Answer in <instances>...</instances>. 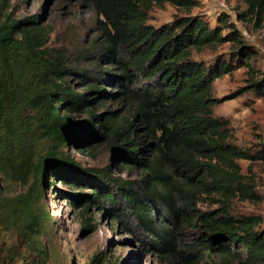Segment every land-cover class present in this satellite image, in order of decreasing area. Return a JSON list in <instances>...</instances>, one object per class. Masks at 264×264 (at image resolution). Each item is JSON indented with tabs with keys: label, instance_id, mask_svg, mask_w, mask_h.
<instances>
[{
	"label": "trees",
	"instance_id": "16d2710c",
	"mask_svg": "<svg viewBox=\"0 0 264 264\" xmlns=\"http://www.w3.org/2000/svg\"><path fill=\"white\" fill-rule=\"evenodd\" d=\"M82 2L100 17L102 43L95 65L77 73L43 49L47 34L38 17L0 23V230L14 239L8 249L0 242V264L48 263L43 236L49 214L40 205L45 180L67 185L72 206L84 203L85 231L95 229L86 218L90 206L102 211L107 204L114 221L127 231L136 227L147 237L137 241L161 258L200 264L213 256L234 264L245 254L247 264H264L261 218L232 214L234 201L259 199L240 180L237 160L264 161V145L255 155L237 147L226 120L213 115L220 103L213 84L232 66L217 60L207 68L193 59L195 52L232 41L238 55L251 60L236 28L225 16L214 27L196 17L160 27L147 23L153 7L170 2L190 9L195 4L189 0ZM241 2L260 21L264 0ZM66 73L79 77L80 92ZM250 88L264 97V77ZM117 99L131 106L130 119L106 108ZM100 143L111 152L103 167L84 168L66 153ZM118 161L126 177L113 175ZM136 170L138 180L129 176ZM13 185L24 191L12 194ZM203 197L217 208L197 210Z\"/></svg>",
	"mask_w": 264,
	"mask_h": 264
},
{
	"label": "rangeland",
	"instance_id": "374dc122",
	"mask_svg": "<svg viewBox=\"0 0 264 264\" xmlns=\"http://www.w3.org/2000/svg\"><path fill=\"white\" fill-rule=\"evenodd\" d=\"M194 7L178 8L170 2L163 6H155L149 13L148 22L154 27L171 23L176 18L196 17L204 20L209 26L217 25L220 17H227L240 34L243 46L249 48L251 60L238 55L239 48L234 42L216 45L195 52L193 59L210 68L217 60L229 63L231 73L216 79L213 84V97L220 103L214 107L213 115L226 120L228 124L229 141L237 147L248 150L255 155L264 145V97L258 91H250L255 80L264 77V13L258 20L253 14H248L241 0H189ZM247 13L240 20L238 13ZM31 16L38 17L39 27L47 34L43 49L53 56L63 59L65 69L75 73L92 68L102 43L99 32V20L95 10L82 0H8L0 6V23L11 20H23ZM227 30L223 31L226 34ZM100 65V64H99ZM99 67V66H98ZM70 86L80 92V80L76 74H65ZM113 91L111 89H107ZM246 92L241 95L242 92ZM241 95V96H240ZM118 112L121 117L130 119L131 106L119 99L106 104V108ZM67 155L84 168L103 167L109 162L111 152L106 144L100 143L92 151L78 152L69 150ZM240 180L257 191L256 201H234L232 214L235 216H251L261 218L257 227L264 231V161L237 160ZM121 161L114 163L113 175L126 177ZM132 179H139V172L129 173ZM42 186L43 197L40 205L47 211L46 232L43 236L48 250L47 264H179L180 258H161L157 251L142 244L147 240L136 227L129 225L127 231L121 224L114 221L107 204H101L104 209L90 206L86 218L94 226V231L84 230L81 208L70 204L67 185L59 181H47ZM12 194L24 189L11 186ZM78 193V191H75ZM81 193L90 195L89 189ZM199 211H209L217 208L210 199L202 198L196 206ZM169 216V214H168ZM160 220L159 216H155ZM170 220L171 217L169 216ZM169 226L167 221H164ZM144 239L142 242L137 239ZM0 242L4 249L13 245L12 236L0 230ZM242 253L244 251L242 250ZM101 255L103 263H92V258ZM200 264H220L213 256H205ZM234 264H247L246 255ZM263 264V263H261Z\"/></svg>",
	"mask_w": 264,
	"mask_h": 264
}]
</instances>
